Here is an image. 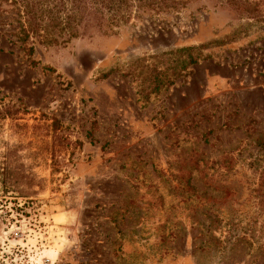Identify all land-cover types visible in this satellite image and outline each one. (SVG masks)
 Here are the masks:
<instances>
[{"label": "rangeland", "instance_id": "obj_1", "mask_svg": "<svg viewBox=\"0 0 264 264\" xmlns=\"http://www.w3.org/2000/svg\"><path fill=\"white\" fill-rule=\"evenodd\" d=\"M14 1L0 0V264H264V22L133 2L106 33L47 44ZM208 196L215 235L242 238L223 255L194 249Z\"/></svg>", "mask_w": 264, "mask_h": 264}, {"label": "trees", "instance_id": "obj_2", "mask_svg": "<svg viewBox=\"0 0 264 264\" xmlns=\"http://www.w3.org/2000/svg\"><path fill=\"white\" fill-rule=\"evenodd\" d=\"M20 3L23 8V13L26 16L27 25L31 34L42 37L45 43H55L57 39L63 37V42H68L71 39L86 35L87 32H92V28L96 32L106 33L113 27H118L124 24L129 19L126 13H123L125 7H131L133 2H137L140 8L146 7L155 9L157 12L166 11L168 9H177L184 7L193 2L200 0H45V13L47 15V22L42 29V35L39 34V24L36 21L37 6L40 4L39 0H15ZM14 1V2H15ZM205 3L212 4L213 7L227 10L232 18L237 20H248L254 22H264V0H203ZM56 9V10H55ZM51 28V29H50ZM91 29V30H90ZM55 30L58 33L55 36ZM90 30V31H89ZM28 31L24 30L25 38L29 37ZM56 39H55V37ZM194 50V49H193ZM188 61L181 62L180 69H187L188 66L194 65L197 62L196 57L192 54L188 55ZM190 189L195 193H200L196 190L195 185L190 186ZM199 195V194H198ZM215 200L214 197H205V204L200 211H195V214H202L205 222H199L198 228L199 236H196L198 246L195 250L201 249L205 251H215L223 255L227 249V244L230 248L237 247V243L241 242L242 238H231L229 232V239L216 236L215 233L221 230V223L219 222V208L215 202L208 201ZM207 220V221H206ZM263 249V247H259ZM196 252H193V255Z\"/></svg>", "mask_w": 264, "mask_h": 264}]
</instances>
